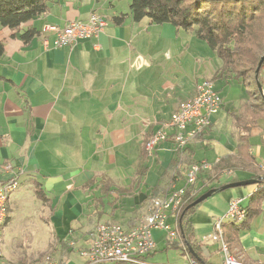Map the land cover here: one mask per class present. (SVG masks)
<instances>
[{
    "label": "crops",
    "instance_id": "crops-1",
    "mask_svg": "<svg viewBox=\"0 0 264 264\" xmlns=\"http://www.w3.org/2000/svg\"><path fill=\"white\" fill-rule=\"evenodd\" d=\"M93 13L107 19L99 36L72 46L54 47L56 36L47 30L48 26L65 28L73 21L87 22ZM123 17L121 22L117 20ZM145 20L134 22L131 13L118 6L117 0H58L45 14L19 29L0 28V42L5 45L0 57V182L13 175L4 170L7 164L14 167L19 182V188L10 197L8 219L2 231L4 255L0 264L38 263L44 254L38 250L40 241L34 234L46 226L55 236L47 247L49 256L60 264H87L80 252L90 247L92 233L102 224L104 215L108 217L106 223L120 224L126 230L142 225L150 215L153 200L164 198L172 185L176 189L187 186L193 164L211 165V169L200 173L194 186L202 194L255 175L264 178V159L258 158L263 152L264 135H259L256 142L252 135L254 129L264 124L262 121L250 132V154L255 158L252 166L239 158V132L237 138L234 134L219 138L218 151L204 148V143L212 144L207 138L215 129L213 120L185 151H179L172 139L151 153L146 151L147 135L152 136L168 122L180 104L194 98L199 83L185 99L181 98L187 91L182 78L187 69L185 60L175 54L173 47L181 40V29L172 24H150L148 19L144 23ZM30 30L36 34L24 40L23 35ZM208 80L214 83L212 78ZM136 133L142 137L141 160L135 178L124 184L114 179L111 172L119 170L121 175L126 170ZM254 144L258 145L257 154ZM150 160L155 164L156 175L149 172L146 163ZM221 160L237 169H247L248 176L220 182L223 175L233 172L225 170L229 166L216 172ZM141 167H145L140 173L144 178L139 183ZM36 183L42 185L47 202L37 197ZM94 189L100 195L94 200L97 210L87 218L96 216L99 220L86 221L90 227L75 237V209L82 210V216L86 211L76 192L88 195ZM256 189L247 186L220 191L208 200L211 203L205 201L198 207L191 222L197 241L203 245L202 254L209 251L210 243H204L205 239L210 238L214 225L227 214L230 201L240 199L246 206ZM217 194L221 199H217ZM105 199L109 200L107 204ZM221 203L226 205L223 212L217 210ZM263 214L264 205L263 213L253 220L250 230L240 235L242 249L236 251L245 264L264 261V256H252L253 249L264 248V228L259 223ZM19 217L24 228L16 223ZM169 221L173 224L174 219ZM156 249L146 258L150 264H160L154 256ZM74 255L82 261L78 262Z\"/></svg>",
    "mask_w": 264,
    "mask_h": 264
},
{
    "label": "trees",
    "instance_id": "trees-1",
    "mask_svg": "<svg viewBox=\"0 0 264 264\" xmlns=\"http://www.w3.org/2000/svg\"><path fill=\"white\" fill-rule=\"evenodd\" d=\"M57 1L0 0V28L19 29L24 24L45 14L50 5ZM130 13L136 23L148 19L150 24H172L177 29L195 31L196 36L204 41L222 61L221 67L212 77L213 81L225 82L227 85L238 82L247 88L248 97L255 101L246 104L240 115H233L239 129L237 146L239 158L244 164L252 166L255 158L250 154V132L260 121L264 122V97L258 94L260 86L264 90V63L259 74V83L255 80L256 69L264 56V0H131ZM123 19L124 17L117 20L121 22ZM35 34L36 31L30 30L22 38L29 40ZM4 52L5 45L0 42V57ZM150 138L151 136L147 135L144 148ZM187 148L181 151H185ZM142 168L139 172V183L144 178L140 173L145 167ZM224 168L230 171L237 169L234 164L221 160L216 172L221 173ZM252 179L261 180L258 184L253 185L257 188L256 192L250 196L248 204L243 206L246 212L245 219L241 223L226 222L222 224L223 241L229 252L237 258H239V252L236 251V248L240 247L241 233L250 230L253 220L263 213L264 178L255 175ZM35 191L41 201H48L42 185L36 183ZM202 195L201 191L187 186L178 214L181 241H176L177 243L173 245L180 249L182 255L188 254L192 259L203 264H212L203 258V245L197 241L191 222V217L202 203L188 209ZM214 229L217 233L215 225ZM187 244H190L194 254L200 260L188 251ZM144 258L146 260L147 257Z\"/></svg>",
    "mask_w": 264,
    "mask_h": 264
},
{
    "label": "built area",
    "instance_id": "built-area-1",
    "mask_svg": "<svg viewBox=\"0 0 264 264\" xmlns=\"http://www.w3.org/2000/svg\"><path fill=\"white\" fill-rule=\"evenodd\" d=\"M107 26V19L97 13H93L87 22L73 21L65 28L55 25L47 27V30L55 34L54 47L61 48L72 46L80 40L91 39L99 36ZM47 43V42H46ZM264 91V90H263ZM223 106V99L215 89L214 83L204 80L196 88L194 98L183 102L168 122L153 133L146 144V151L151 153L161 143L172 139L179 150L185 149L203 131L210 127L212 117L217 114ZM211 169L207 162L193 164L187 175V186L194 187L198 177L203 170ZM6 172L13 173L10 178L0 182V258L4 255V242L2 237L3 227L8 219L9 201L11 195L19 188V182L14 167L7 164ZM187 186L176 189L172 185L170 192L162 199L152 201L150 215L145 222L131 230H126L117 223L99 224L93 234L90 247L81 250V255L88 264L125 263V264H150L144 257L149 256L156 249L153 232L155 230L165 231L172 241H181V233L178 228V214L183 204V197ZM240 199H234L229 203V210L215 224L216 237L221 238V250L224 254L223 264H243V262L232 255L223 241L222 224L226 222L241 223L246 216L245 209ZM173 224L169 223L170 218ZM210 238H206L207 243ZM183 244V243H182ZM185 264H203L192 259L188 254ZM37 264H60L51 256ZM260 264H264V261Z\"/></svg>",
    "mask_w": 264,
    "mask_h": 264
},
{
    "label": "rangeland",
    "instance_id": "rangeland-1",
    "mask_svg": "<svg viewBox=\"0 0 264 264\" xmlns=\"http://www.w3.org/2000/svg\"><path fill=\"white\" fill-rule=\"evenodd\" d=\"M130 4H131V0H117V5L122 6L123 9L128 13L130 12ZM146 22H148L147 19L144 21V23ZM175 43H178V45ZM175 43L173 44V47L176 50L175 54L181 56L180 58L185 60L184 67L185 69H187L186 73H182L183 76L182 78L184 80L183 83L186 85L187 91H185V93L182 94L181 98L185 99L186 96H188V94L192 92L196 84L203 82L205 79L212 78L211 76L216 72L217 69H219V67L222 64V61L215 55V53L209 48V46L204 41L200 40L196 36L195 31L181 30V40L180 42H175ZM164 44H165V49H168L167 42H165ZM183 53L184 54L187 53V56L186 55L182 56L181 54ZM214 84L216 90L224 98V101L221 110L217 114H215L212 118V120L215 122V129L213 133L207 138L209 141H211L212 144L207 145L204 143V145H206L204 146V148L205 149L208 148L209 151L213 149L218 151L220 149L219 138L223 136L234 134L235 138H237L239 129L236 127V122H235L236 120L235 118H233L234 116L232 117V115L233 114L235 116L240 115L244 110L245 104L247 103L250 104L255 101L254 99L252 100L248 97L249 94L247 92V88L242 83L232 82L230 83V85H227L224 82L217 81L214 82ZM261 96L264 97V91H263V95ZM262 125L264 124L262 123ZM262 125L252 131L253 142L254 141L256 142V139L257 140L259 139L258 137L259 135L260 136L264 135V127ZM136 135L137 133L135 134V137L133 139L134 141L132 142L130 147V155H129L130 161L126 164V170H123L121 175L119 170H114L111 172V174L116 177V178L113 177L114 179H117L119 180V182H123L124 184H130L131 180L135 178L138 164L140 163L141 160L139 143L142 137ZM262 137L264 138V136ZM211 145H213V147L210 149L209 146ZM257 147L258 145L256 144L253 145V149L254 151H256L255 152L256 154H257ZM258 158L264 159V147H263V152L261 153V157L259 155ZM152 160L146 163L149 168V172L151 173V176L157 174V169L155 168V164L154 162H152ZM247 176H248L247 169H236L230 174L223 175L222 178L220 179V182H226L228 179L231 178H236L237 180L238 179L241 180ZM126 181L128 183H126ZM99 196L100 195L98 189L96 190L94 189L93 191L88 193V195L85 194L81 195L79 194L78 191L76 192L77 199L80 200L81 206L86 211L84 216H82V210L77 211V208L75 209L77 216L76 218H78L77 221H75V225H74L75 231L73 233L75 237H78L84 234V232H86V230L90 227V225L87 224V222L93 223L94 221L99 220L96 216L92 218H87L88 215L90 214L92 215V212H95L97 210L95 209L97 204L94 200ZM216 197L217 199H221L220 194H217ZM210 199L213 198L211 197L208 200L210 201ZM208 200L206 201L208 202ZM108 201L109 200L106 199L104 200L106 204ZM107 210L108 209H106L105 212H107ZM217 210H220L222 212L225 211L226 210L225 203H221L217 205ZM99 211H102V206L100 207ZM107 221H108V217L104 215L103 218L101 219V223H106ZM259 221L261 227L264 228V214L259 219ZM16 223L17 225L19 224L22 225L24 228L23 222H21L20 217L16 219ZM169 223H171V221H169ZM39 226L42 227L40 224ZM76 229L78 230L76 231ZM92 230H94V228ZM92 234H94V232ZM153 234H154V239L156 240V244L158 243V247H156L157 253L154 254V256H157L159 259L156 260L157 262H159L160 264H184L186 262L187 260V257H185L186 255H182L180 249L173 247L174 243L172 240L168 238V235L165 231L155 230ZM34 236H37V238H39L40 241L39 247H41V249L38 248V250L42 254H44L43 257L39 259L38 263H40L44 260L45 257L49 256V253H47L49 251L47 247L48 245H50V243H53L55 236L53 230L51 232V228L49 229L48 226H46L44 229L38 228V231L35 232ZM208 241L210 243L209 251H206V254L203 253L202 256L206 260L208 259L209 261L211 260L210 262L212 264H223L224 254L221 250L222 240L221 238L218 239L216 237V231L214 228L211 231L210 239ZM166 247H168L167 250H165ZM231 247L233 246L231 245ZM240 248L242 249V246H240ZM236 250H238V248H236ZM253 250H254V255L252 256L256 258H261L262 256H264V248H255ZM249 255L251 256V253H249ZM73 257L78 259V262L82 261L81 258H79L77 255H74ZM29 264H37V263H29ZM105 264H112V263H105Z\"/></svg>",
    "mask_w": 264,
    "mask_h": 264
},
{
    "label": "water",
    "instance_id": "water-1",
    "mask_svg": "<svg viewBox=\"0 0 264 264\" xmlns=\"http://www.w3.org/2000/svg\"><path fill=\"white\" fill-rule=\"evenodd\" d=\"M264 63V56L261 58L259 64H258V67L256 69V73H255V80L259 83V74H260V71H261V68H262V65ZM259 93L261 95H263V89L262 87L260 86L259 88ZM261 179H250V180H246V181H240V182H236V183H231V184H228V185H225V186H222L218 189H211L209 190L207 193L203 194L202 196H200L192 205H190L188 207L189 208H192V207H195L203 202H205L206 200H208L209 198H211L214 194H216L217 192H222V191H226L228 189H235V188H240V187H247V186H253V185H256L260 182ZM180 224H181V221H180ZM187 248H188V251L195 257L197 258V255L194 254L193 252V249L192 247L190 246V244H187ZM198 260H200V258H197Z\"/></svg>",
    "mask_w": 264,
    "mask_h": 264
}]
</instances>
